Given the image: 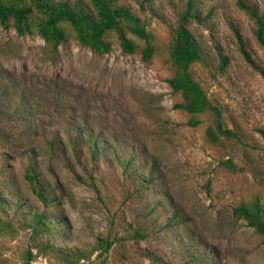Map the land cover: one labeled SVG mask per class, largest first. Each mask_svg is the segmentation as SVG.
Returning <instances> with one entry per match:
<instances>
[{"label":"rangeland","instance_id":"obj_1","mask_svg":"<svg viewBox=\"0 0 264 264\" xmlns=\"http://www.w3.org/2000/svg\"><path fill=\"white\" fill-rule=\"evenodd\" d=\"M141 1L120 0L147 19L157 38L149 63L122 53L114 42L108 54L97 55L72 38L52 59L38 37L0 27V194L7 200L0 219L15 229L0 226V264H25L28 251L30 264H72L57 249L88 255L73 264H264L260 237L232 216L243 202H264V55L253 22L237 0H205L202 14L213 12L208 28L192 25L213 65L195 64L191 72L237 135L213 146L205 137L211 115L188 126V115L174 109L180 96L167 84L168 31L184 0H155L143 9ZM242 1L264 8V0ZM234 28L261 71L244 60ZM215 46L228 58L225 71L217 70ZM18 94L32 107L30 117L16 111ZM78 129L92 133L74 150L67 136L77 137ZM89 138L107 140L122 160L135 154L134 167H93ZM52 140L61 150L50 146ZM28 150L54 191L50 207L41 205L23 178ZM152 162L158 180L151 191H140L138 178ZM173 211L181 225H168ZM43 212L49 227L34 233V216ZM149 213L153 226L143 224ZM137 229H145L144 239L134 238ZM99 237L113 242L106 258L95 251Z\"/></svg>","mask_w":264,"mask_h":264},{"label":"trees","instance_id":"obj_2","mask_svg":"<svg viewBox=\"0 0 264 264\" xmlns=\"http://www.w3.org/2000/svg\"><path fill=\"white\" fill-rule=\"evenodd\" d=\"M154 1L142 0L139 5L143 9L145 5L149 6ZM204 1L184 0L176 22L169 27L167 56L172 73L167 79V84L173 93L179 94L180 102L174 105V109L188 115V126L197 127L201 123L200 116L211 115V124L205 130L206 141L213 146H219L224 140L236 139L237 135L225 126L221 110L212 104L205 90L191 72V67L195 64L213 65L207 48L201 44L192 28L194 24L208 28L207 19L213 12L210 10L205 15L202 14L201 4ZM237 6L253 22L254 38L264 55V8L249 6L242 0H237ZM148 24L146 18L141 17L120 0H0V27L12 29L19 37H38L47 46L52 59L58 57L59 47L72 38L78 45L97 55L108 54L114 42L122 53L138 54L143 63H149L158 51V44L155 34L148 29ZM233 30L244 60L261 71L238 30L236 28ZM214 52L219 63L217 70L225 71L228 65L227 56L218 46L214 47ZM18 98L20 106L16 111L25 117H30L33 114L30 110L32 107L28 102L24 103L25 99L22 94H18ZM91 133L90 130L78 129V136L75 138L67 136V142L76 150L78 146L76 141H82L85 134ZM90 139L86 140V150L93 167L98 168V165L107 162L119 166L123 172L134 167L135 160L138 158L135 154L122 160L117 155V149L107 140L95 138L91 141ZM50 146L61 150L56 140H52ZM27 154L29 163L23 178L41 205L44 208L50 207L55 200L54 191L48 187L36 170L34 152L28 150ZM109 154L113 158H110ZM224 165L233 169L230 160H226ZM155 172L156 166L152 162L148 173L138 178V190L151 191V185L158 180ZM6 205L7 200L0 194V216L6 214ZM232 216L236 220L245 222L264 244V202L262 198L257 197L233 207ZM155 219L149 213L144 217L143 224L145 222L153 226ZM168 221L170 223L168 225L182 224L180 215L176 211L168 216ZM34 223V233L46 230L50 224L47 213L35 215ZM0 226L12 229L9 222L1 219ZM145 233V229H137L134 238L144 239ZM112 246V241L99 237L95 251H99V255L106 258ZM43 247L46 248L47 245ZM56 255L66 263L72 264L88 258V255L79 249L70 251L57 249ZM143 255L150 259L154 258L153 254L148 251H145ZM24 260L25 264L33 261L31 252H27Z\"/></svg>","mask_w":264,"mask_h":264}]
</instances>
